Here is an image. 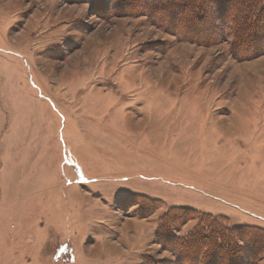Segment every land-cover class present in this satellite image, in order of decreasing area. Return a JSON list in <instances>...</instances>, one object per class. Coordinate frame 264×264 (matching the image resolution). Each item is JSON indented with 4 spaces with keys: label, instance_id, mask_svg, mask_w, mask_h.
Listing matches in <instances>:
<instances>
[{
    "label": "rangeland",
    "instance_id": "rangeland-1",
    "mask_svg": "<svg viewBox=\"0 0 264 264\" xmlns=\"http://www.w3.org/2000/svg\"><path fill=\"white\" fill-rule=\"evenodd\" d=\"M144 1L0 0V264H174L170 206L264 231V50Z\"/></svg>",
    "mask_w": 264,
    "mask_h": 264
},
{
    "label": "trees",
    "instance_id": "trees-1",
    "mask_svg": "<svg viewBox=\"0 0 264 264\" xmlns=\"http://www.w3.org/2000/svg\"><path fill=\"white\" fill-rule=\"evenodd\" d=\"M144 5L181 39L207 43L215 35H231L236 59L264 50V0H149ZM148 201L152 205L143 214L156 208L157 200ZM192 219L197 223L187 235L175 233ZM154 237L175 255L174 264H256L264 258L263 230L229 225L222 216L184 206L167 208Z\"/></svg>",
    "mask_w": 264,
    "mask_h": 264
}]
</instances>
